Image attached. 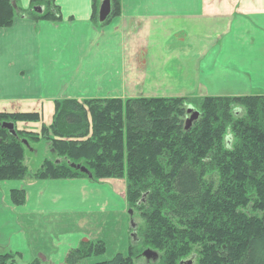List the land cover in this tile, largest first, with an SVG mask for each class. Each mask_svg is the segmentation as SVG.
I'll use <instances>...</instances> for the list:
<instances>
[{
    "label": "trees",
    "instance_id": "1",
    "mask_svg": "<svg viewBox=\"0 0 264 264\" xmlns=\"http://www.w3.org/2000/svg\"><path fill=\"white\" fill-rule=\"evenodd\" d=\"M101 1L91 0L95 25ZM13 3L17 0H0V29L17 18L61 22L54 0H30L27 12L14 10ZM39 7L42 15L31 13ZM110 8L100 27L120 16L121 0H110ZM183 103L176 98L55 100L51 124L40 134L62 162L45 161L32 178H87L70 167L76 165L90 173L91 181L125 179L129 211H142L144 244L163 254V264H178L194 248L199 264H264V96L221 103L204 99L201 118L187 130ZM234 103L244 107L243 118L230 113ZM39 120L37 113L0 114V183L26 178L22 142L30 134L16 125ZM3 123L14 125L16 137L1 129ZM227 132L235 140L232 147L229 136L224 144ZM10 200L19 207L25 194L11 191ZM249 209L257 215H248ZM104 252L100 242L81 241L64 264H133L131 249L110 261H90ZM8 257L0 256V264Z\"/></svg>",
    "mask_w": 264,
    "mask_h": 264
},
{
    "label": "crops",
    "instance_id": "2",
    "mask_svg": "<svg viewBox=\"0 0 264 264\" xmlns=\"http://www.w3.org/2000/svg\"><path fill=\"white\" fill-rule=\"evenodd\" d=\"M54 5L61 17L56 25L17 18L0 29V114L37 113L41 120L18 123L20 130L51 124L52 102L58 98L41 97L48 53L55 59L51 74L69 75L76 83L70 84L74 94L84 99L202 97L211 86L214 92L208 95L227 97L224 90L234 75L239 89L231 96H264V0H121L120 16L103 28L91 22V0H54ZM17 7L27 12L30 0H17ZM215 55H220L217 76L205 82ZM95 82L102 85L91 87ZM81 184L90 185L83 180L0 184L5 186L1 229L21 218L42 224L43 201L47 217L68 214L54 207L58 196L69 204ZM20 188L27 197L23 210L9 202L10 190ZM42 188L48 192L40 195Z\"/></svg>",
    "mask_w": 264,
    "mask_h": 264
},
{
    "label": "rangeland",
    "instance_id": "3",
    "mask_svg": "<svg viewBox=\"0 0 264 264\" xmlns=\"http://www.w3.org/2000/svg\"><path fill=\"white\" fill-rule=\"evenodd\" d=\"M103 1V0H102ZM101 1V2H102ZM101 5V3H99ZM96 11V18L98 20V11L99 7ZM31 9V7L29 8ZM31 13L35 15L37 14L34 11ZM110 16V15H109ZM97 24V25H98ZM103 28V27H102ZM56 56V55H55ZM62 54H59L57 57L60 59ZM53 53H48L46 58V69L45 76L41 78V82L45 86V91L43 92L41 97H45V99H50L52 97H57L56 100L68 99L64 96L63 91L70 93L73 96H76L79 102H83L89 99L79 98L78 94H74V89L70 87V84L76 85L75 81L70 79V76H53L52 65L54 64ZM220 55H215V61L210 66V69L204 74V81L208 82L211 78L216 77L214 73V67L219 65ZM222 67H226V63H222ZM239 77L234 75V77L227 82L228 87L224 90V93L228 95L227 97H220L221 95H213L214 88L211 86L208 93L205 96H193L192 98H176L183 99L185 103H183L184 115L182 120L184 124L189 119L190 115L193 112L198 114L197 120L201 118V114L203 111L202 102L204 99L211 98L216 101V103H221L224 99H234V98H250L251 96H231L236 94L239 89L238 83ZM102 85L99 82H95L91 84V87L97 88ZM210 85L208 84L207 87ZM71 90V91H70ZM73 91V92H72ZM200 95V93H198ZM64 97V98H62ZM74 97V98H76ZM263 97V96H259ZM152 99V98H151ZM166 99V98H165ZM54 101L53 104V114H54ZM192 105V106H189ZM188 107H193L191 114L188 113ZM230 113H235V119L243 118L245 114V109L240 103H234L229 107ZM53 119V115H52ZM196 120V121H197ZM41 120H39L38 124H40ZM193 123V122H192ZM22 124H37V123H22ZM45 124V122H44ZM37 128L33 129V125H27V127L22 128L20 131L28 132L30 137L27 136L28 146L24 145V166L27 168V176L24 179L25 181H36L32 178V175L40 170L41 166L45 161H49L51 163L62 162L61 159L57 158L55 154L52 152L49 142L42 137L40 134L42 126L45 125H34ZM47 127V126H45ZM34 135H38V140L34 139ZM229 136L231 138L230 142L227 141L228 146L234 145L235 140L232 138L230 132L224 137ZM213 172L208 173L205 177V181L207 185L212 176ZM218 179V174L216 176ZM23 180V181H24ZM85 181L89 186L81 184L80 188H76L75 192H73L69 187L68 190L72 191V196L70 198V203L67 204L66 198H63V195L58 196L60 202L57 203L54 207L63 209L64 214L48 216L46 209L44 207L45 203L43 201L42 204H39V207L43 210L40 220L42 224L38 225V223H31L28 220H24V218L14 221V223H10L9 226L5 227V229H1L0 222V256L9 255L4 264H32V262L36 261L39 264H64L65 257L70 250H73L78 247L81 239L92 240L94 242H100L104 245L105 252L102 256L92 258L90 261L92 262H106L112 260L117 254L126 255L127 251L131 249L133 254V264H163V254L157 252L159 255V259L154 262H146L145 258L140 255L146 249H152L144 244V239L142 238V230L144 226V218L142 217V211L139 209L133 210V215L131 217L128 216L127 212L130 210L131 206L128 204L127 197V183L125 179H104L99 181H91L89 178H76L73 180L66 181ZM60 181V180H54ZM11 182H22L21 181H4L3 183H11ZM96 182V183H95ZM103 182V183H100ZM104 184V185H102ZM6 186H14V185H6ZM19 186V185H18ZM5 188V186L0 185V189ZM91 187V189H90ZM216 187V185L214 186ZM45 188L38 189V193L43 195ZM13 191H25L20 189L10 190ZM10 192H9V202L12 207L20 208L23 210L27 197L25 195V203L19 207H15L12 205L10 200ZM48 191H45L46 194ZM78 192V193H77ZM77 193V194H75ZM93 199V201L89 202L88 200ZM80 201V204L77 202ZM246 213L250 216H256V213H253L251 209L246 210ZM37 214L36 212L32 213V215ZM45 217V218H44ZM27 219V217H25ZM130 220H132L135 232L133 233L135 239L131 238L130 234L132 233V228L130 224ZM14 226V227H13ZM39 226V227H38ZM14 229V230H13ZM157 251V250H156ZM194 253L192 255H196L195 264H199V255L197 253V249H193ZM191 254L183 259L189 258Z\"/></svg>",
    "mask_w": 264,
    "mask_h": 264
},
{
    "label": "water",
    "instance_id": "4",
    "mask_svg": "<svg viewBox=\"0 0 264 264\" xmlns=\"http://www.w3.org/2000/svg\"><path fill=\"white\" fill-rule=\"evenodd\" d=\"M12 7L14 10H16V5L15 3L12 4ZM37 13L41 14L42 12V8H38L36 9ZM111 13V8H110V0H103L101 2V5L99 7V11H98V20L99 23H103L107 20V18L109 17ZM192 108L188 109V113L191 114ZM198 118V114L196 112L192 113V115L190 116V118L186 121V130L191 126L192 122L196 121ZM1 128L3 130H7L8 133L12 136V137H16V133L14 131V126L12 124H7V123H3L1 125ZM24 145H27L26 142H23ZM72 169L79 171L82 174H85L89 179H91V175L90 173L83 167L81 166H76V165H71L70 166ZM131 215V212L129 213ZM132 224V223H131ZM142 256L147 260V261H156L158 259V255L151 251V250H146L143 252ZM179 264H193L192 260H186V261H181Z\"/></svg>",
    "mask_w": 264,
    "mask_h": 264
},
{
    "label": "flooded vegetation",
    "instance_id": "5",
    "mask_svg": "<svg viewBox=\"0 0 264 264\" xmlns=\"http://www.w3.org/2000/svg\"><path fill=\"white\" fill-rule=\"evenodd\" d=\"M141 257V255H140ZM188 260H192L193 261V264H195V261H196V255H192V257ZM146 262H149V261H146Z\"/></svg>",
    "mask_w": 264,
    "mask_h": 264
},
{
    "label": "bare ground",
    "instance_id": "6",
    "mask_svg": "<svg viewBox=\"0 0 264 264\" xmlns=\"http://www.w3.org/2000/svg\"><path fill=\"white\" fill-rule=\"evenodd\" d=\"M221 160V159H220ZM112 162V161H111ZM218 168V167H217ZM229 172V171H228ZM234 173V172H233ZM236 204V203H235Z\"/></svg>",
    "mask_w": 264,
    "mask_h": 264
}]
</instances>
